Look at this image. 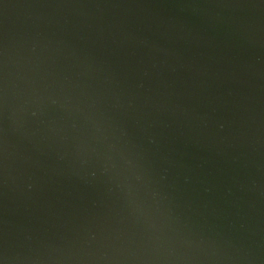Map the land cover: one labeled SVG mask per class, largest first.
<instances>
[{
    "label": "water",
    "instance_id": "95a60500",
    "mask_svg": "<svg viewBox=\"0 0 264 264\" xmlns=\"http://www.w3.org/2000/svg\"><path fill=\"white\" fill-rule=\"evenodd\" d=\"M0 264H264V0H0Z\"/></svg>",
    "mask_w": 264,
    "mask_h": 264
}]
</instances>
